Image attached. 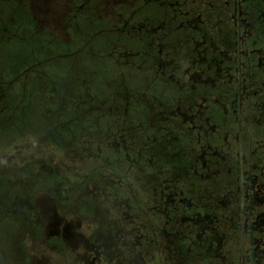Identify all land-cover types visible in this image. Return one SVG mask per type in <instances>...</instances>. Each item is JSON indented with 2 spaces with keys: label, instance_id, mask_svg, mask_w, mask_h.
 <instances>
[{
  "label": "flooded vegetation",
  "instance_id": "af4514ba",
  "mask_svg": "<svg viewBox=\"0 0 264 264\" xmlns=\"http://www.w3.org/2000/svg\"><path fill=\"white\" fill-rule=\"evenodd\" d=\"M0 264H264V0H0Z\"/></svg>",
  "mask_w": 264,
  "mask_h": 264
}]
</instances>
